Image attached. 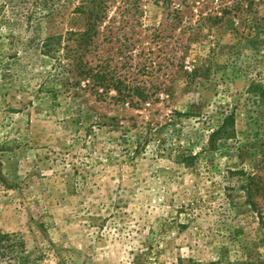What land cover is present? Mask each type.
<instances>
[{
    "label": "rangeland",
    "instance_id": "1",
    "mask_svg": "<svg viewBox=\"0 0 264 264\" xmlns=\"http://www.w3.org/2000/svg\"><path fill=\"white\" fill-rule=\"evenodd\" d=\"M67 1L52 15L11 17L0 25V53L12 57L14 72L24 78L11 95H5L9 80L0 79L2 173L15 185L0 183V230L20 234L30 261L43 254L40 264H56L57 254L74 264H134L144 250L152 264L179 258L264 264V104L256 96L264 87V5L253 34L225 26L187 42L189 34L178 30L165 48L150 27L165 22L169 8L143 1L132 62L145 63L153 53L163 66L154 78L138 75L161 86L159 103L147 110L106 106L82 93L76 99L61 94L53 109L50 102L22 109L36 77L50 69L43 44L86 28ZM175 3L171 12L186 11L181 0ZM191 8L206 10L198 2ZM179 39L187 49L185 56L176 53L180 66L172 67L165 59ZM231 113L236 137L209 149V134ZM96 114L109 125L94 133L72 123L71 117L91 122ZM144 121L158 124L154 141L130 154L125 149L138 133L132 125ZM183 153L197 155L195 164L181 163ZM248 175L260 178L255 209L242 190Z\"/></svg>",
    "mask_w": 264,
    "mask_h": 264
},
{
    "label": "trees",
    "instance_id": "2",
    "mask_svg": "<svg viewBox=\"0 0 264 264\" xmlns=\"http://www.w3.org/2000/svg\"><path fill=\"white\" fill-rule=\"evenodd\" d=\"M63 0H0V25L3 21H11V17L33 21L56 13L66 6ZM148 0H69L68 7L72 13L84 16L86 28L82 31H68L62 40L47 41L41 48V55L50 61V69L45 75L36 77V89L30 93L33 98L22 104V109L31 106H46L49 108L59 106L60 95L66 94L72 99L86 93L95 98L96 102L110 105H128L134 109H148L159 103L162 99L161 86L138 79V75L145 74L154 78L155 73L163 66L158 65L149 54L146 62L133 64L131 50L134 45L132 35L138 34L142 28L139 16L144 11L141 3ZM156 6L168 7L169 11L165 22H160L153 27V40L162 43L165 48L171 46L166 43V38H173L178 30L182 34H189L187 42L192 38L202 35V31L212 32L227 26L232 32L247 35L259 26L260 6L264 0H181L184 9L177 7L171 12V5L175 0H149ZM198 2L204 7L205 12L195 13L191 3ZM176 4V3H175ZM117 5V6H116ZM212 6V7H210ZM115 7L114 16H109ZM11 14V15H10ZM149 28V29H150ZM192 35V36H190ZM102 36V40L100 37ZM164 41V43H163ZM171 47V52L165 60L172 67L180 66L176 61V53H185V46L178 40ZM161 49L160 53L163 54ZM148 55V53L146 54ZM183 56V55H182ZM185 56V54H184ZM182 60L181 65L186 61ZM12 57L7 53H0V79L9 80L10 87L5 89V95H11L15 90L16 81H22L18 73L14 72ZM5 60H8L5 62ZM18 84V83H17ZM21 84V83H20ZM151 84V85H150ZM150 85V86H149ZM20 90H16V93ZM170 93H167L169 96ZM260 103L264 104V87L258 88L256 93ZM15 99V97L13 98ZM173 117V116H172ZM73 124H78L88 133H94L95 127H104L109 124L105 117L96 114L90 122L86 117H71ZM158 124L150 121L136 122L132 128L138 133L132 141L127 152L137 155L145 151L146 147L154 141L155 130ZM236 137V119L234 114L227 115L217 129H213L208 136V147L217 148L218 143ZM6 151L0 145V154ZM3 154V153H2ZM197 155L183 153L179 158L186 166L194 165ZM2 156H0V183L6 188L15 187L2 173ZM248 183L242 186L246 203L256 208L254 189L257 185L255 175L247 176ZM259 181V180H257ZM185 228V225H182ZM25 239L17 233H4L0 230V264H40L44 258L40 255L35 261H30ZM56 264H74L70 258L57 254ZM134 264H152L149 250L141 251L134 257ZM173 264H222L220 261H201L193 258L177 259Z\"/></svg>",
    "mask_w": 264,
    "mask_h": 264
}]
</instances>
